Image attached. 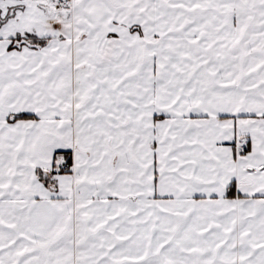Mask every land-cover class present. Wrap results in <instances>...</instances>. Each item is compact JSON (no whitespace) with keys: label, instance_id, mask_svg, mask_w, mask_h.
<instances>
[{"label":"snow or ice","instance_id":"1","mask_svg":"<svg viewBox=\"0 0 264 264\" xmlns=\"http://www.w3.org/2000/svg\"><path fill=\"white\" fill-rule=\"evenodd\" d=\"M0 264H264V0H0Z\"/></svg>","mask_w":264,"mask_h":264}]
</instances>
